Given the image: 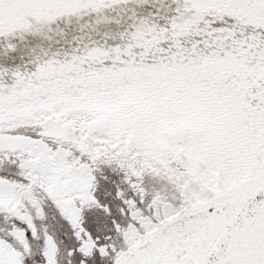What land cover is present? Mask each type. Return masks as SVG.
Listing matches in <instances>:
<instances>
[{
    "label": "snow or ice",
    "instance_id": "snow-or-ice-1",
    "mask_svg": "<svg viewBox=\"0 0 264 264\" xmlns=\"http://www.w3.org/2000/svg\"><path fill=\"white\" fill-rule=\"evenodd\" d=\"M62 23L0 70V264H264V0H0Z\"/></svg>",
    "mask_w": 264,
    "mask_h": 264
},
{
    "label": "water",
    "instance_id": "water-1",
    "mask_svg": "<svg viewBox=\"0 0 264 264\" xmlns=\"http://www.w3.org/2000/svg\"><path fill=\"white\" fill-rule=\"evenodd\" d=\"M61 27L64 29L63 37L54 36L52 40L29 37L27 40L17 44L15 52L5 53L4 49L6 48V41L3 38H0V70L5 68L9 70V76L6 80V83L9 86L14 83V78L11 76V73L14 70L19 69L22 72L34 70V66L30 61H32L36 55L40 54L41 49L55 52L58 51L60 47L69 49L72 44L75 43L73 37L80 34L78 28L75 25L65 26L63 23L61 24ZM108 30L116 33L121 29L119 26L109 25ZM57 41H59V44ZM65 41H69L70 43H65ZM111 42L112 41H110V43ZM33 49L36 51L33 52Z\"/></svg>",
    "mask_w": 264,
    "mask_h": 264
}]
</instances>
